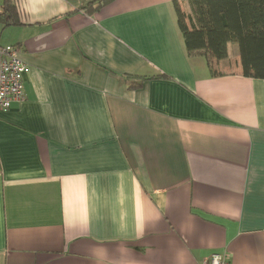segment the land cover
Here are the masks:
<instances>
[{
  "label": "crops",
  "instance_id": "crops-1",
  "mask_svg": "<svg viewBox=\"0 0 264 264\" xmlns=\"http://www.w3.org/2000/svg\"><path fill=\"white\" fill-rule=\"evenodd\" d=\"M96 1L0 23L26 64L0 110V264H264V80L235 44L221 76L188 55L189 0Z\"/></svg>",
  "mask_w": 264,
  "mask_h": 264
},
{
  "label": "trees",
  "instance_id": "trees-1",
  "mask_svg": "<svg viewBox=\"0 0 264 264\" xmlns=\"http://www.w3.org/2000/svg\"><path fill=\"white\" fill-rule=\"evenodd\" d=\"M116 0H97L84 8L94 15ZM191 14L183 4L174 3L177 24L188 55L202 54L207 58L212 75L225 74L223 61L228 47L239 48V66L232 67L245 77L264 80V0H189ZM0 23L3 27L19 26L16 0L0 2ZM230 72V71H227Z\"/></svg>",
  "mask_w": 264,
  "mask_h": 264
},
{
  "label": "built area",
  "instance_id": "built-area-1",
  "mask_svg": "<svg viewBox=\"0 0 264 264\" xmlns=\"http://www.w3.org/2000/svg\"><path fill=\"white\" fill-rule=\"evenodd\" d=\"M26 64L17 46H0V110L25 99L23 77ZM203 264H231L228 253H214Z\"/></svg>",
  "mask_w": 264,
  "mask_h": 264
}]
</instances>
